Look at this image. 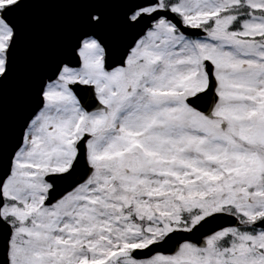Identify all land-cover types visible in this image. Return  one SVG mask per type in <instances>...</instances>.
Segmentation results:
<instances>
[{"label":"snow or ice","instance_id":"6c2138e0","mask_svg":"<svg viewBox=\"0 0 264 264\" xmlns=\"http://www.w3.org/2000/svg\"><path fill=\"white\" fill-rule=\"evenodd\" d=\"M0 264H264V0H0Z\"/></svg>","mask_w":264,"mask_h":264}]
</instances>
